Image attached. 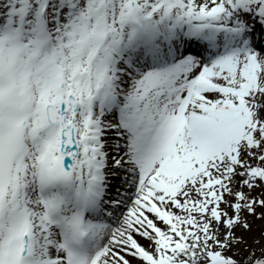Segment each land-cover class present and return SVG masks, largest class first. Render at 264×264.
I'll return each mask as SVG.
<instances>
[{"label": "snow or ice", "instance_id": "snow-or-ice-1", "mask_svg": "<svg viewBox=\"0 0 264 264\" xmlns=\"http://www.w3.org/2000/svg\"><path fill=\"white\" fill-rule=\"evenodd\" d=\"M0 264H264V0H0Z\"/></svg>", "mask_w": 264, "mask_h": 264}]
</instances>
